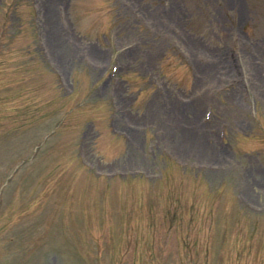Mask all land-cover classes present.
I'll return each mask as SVG.
<instances>
[{
  "label": "rangeland",
  "instance_id": "374dc122",
  "mask_svg": "<svg viewBox=\"0 0 264 264\" xmlns=\"http://www.w3.org/2000/svg\"><path fill=\"white\" fill-rule=\"evenodd\" d=\"M0 264H264V0H0Z\"/></svg>",
  "mask_w": 264,
  "mask_h": 264
}]
</instances>
